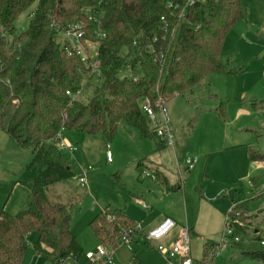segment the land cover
<instances>
[{"label": "trees", "instance_id": "trees-1", "mask_svg": "<svg viewBox=\"0 0 264 264\" xmlns=\"http://www.w3.org/2000/svg\"><path fill=\"white\" fill-rule=\"evenodd\" d=\"M33 5L29 28L18 32V17ZM88 13L99 15V23L89 21ZM245 17L240 0H197L192 5L188 0H0V130L44 164L42 176L29 188L25 209L0 211V264H21L31 232L38 234L34 251L50 264L78 259L82 253L68 207L48 195L49 187L73 177L69 163L50 156L61 128L111 137L124 122L165 147L150 129L143 100L161 97L168 102L210 74L234 73L221 51L227 33ZM77 21L86 23L84 39L99 43V78L88 75L80 56H68L57 36V28ZM96 29L105 34L103 39ZM82 74L95 85L93 95L69 106V93L79 88ZM252 104L264 113V101ZM249 156L261 157L250 149ZM160 182L168 190L181 188L162 178ZM241 211L238 205L233 209V221L243 220ZM90 227L99 244L110 250L123 233L131 231L129 241L140 235L135 221L120 209L103 210ZM234 229L244 234L242 225L235 223ZM211 248L216 246L206 243L202 264L212 262ZM243 254L264 264V250L243 248Z\"/></svg>", "mask_w": 264, "mask_h": 264}, {"label": "rangeland", "instance_id": "rangeland-1", "mask_svg": "<svg viewBox=\"0 0 264 264\" xmlns=\"http://www.w3.org/2000/svg\"><path fill=\"white\" fill-rule=\"evenodd\" d=\"M240 2L246 17L227 33L221 51L226 66L234 73L210 74L192 91L166 103L175 135L174 149L158 146L156 139L124 122L111 137L101 131L86 134L65 129L63 140L72 150L61 148L58 140L52 141L51 158L69 163L73 177L49 187L48 195L52 202L68 207L72 232L82 247L77 260L63 264H108L88 257L89 253L96 255L102 246L90 221L105 209L126 211L140 232L127 243L120 239L114 250L105 247L114 264H168L156 247H168L180 232V225L186 223L191 230L190 256L195 261L204 260L209 243L219 253L212 257L211 248L212 262L208 264H262L244 255L243 248L264 250L258 240L264 239V113H257L252 104L264 101V0ZM35 8L31 6L18 17V32L29 28ZM87 16L94 24L99 20L95 13ZM57 36L60 42L64 39L61 33ZM87 84L81 98L85 102L95 87L89 80ZM249 149L261 157L250 158ZM108 152L111 161L107 160ZM188 159L196 160L191 170L185 167ZM43 170L42 162L35 161L30 151L21 149L0 130V211L16 214L23 210L29 188ZM142 170L151 176H144ZM157 170L167 176L169 186L179 182L181 188L166 190L159 184ZM83 175L84 185L79 180ZM234 198L249 208L248 212L239 205L243 220L238 222L244 234L238 244L224 240L226 214ZM142 203L152 209L145 211ZM161 218L164 220L160 224L166 219L179 224L153 245L147 235L159 226L152 227ZM37 239L36 232L29 234L30 247L21 264H50L34 254ZM172 263L179 264L178 257Z\"/></svg>", "mask_w": 264, "mask_h": 264}, {"label": "built area", "instance_id": "built-area-1", "mask_svg": "<svg viewBox=\"0 0 264 264\" xmlns=\"http://www.w3.org/2000/svg\"><path fill=\"white\" fill-rule=\"evenodd\" d=\"M197 0H188V4L192 5ZM89 21H94L91 17L88 18ZM94 23V22H93ZM95 23H99V21H95ZM86 23L84 21H77L71 25H69L66 29L57 28L58 34L61 33L64 35V39L61 40L63 48L67 52L68 56H80L82 61L88 65L89 76H93L96 78L101 77V60L99 58V43L88 41L85 38L86 36ZM99 38L103 39L105 34L102 33L99 29H96L94 32ZM156 40V39H155ZM92 50L96 51L95 54H92ZM92 61H89V60ZM156 61H159L158 58H155ZM80 81L79 88L73 92L69 93V106H72L74 102L80 101L83 95L87 90V78L84 74ZM2 80L0 79V82ZM166 101L163 98H158L155 101L150 100V98H145L142 102L141 108L143 113L149 120L150 129L156 134L158 140L165 145V147H174L175 144V135L170 127V119L168 114V109L166 106ZM63 118H66V112L63 113ZM63 131L64 128H61L58 133L56 140L59 141V145L61 148H68L72 150L73 148L69 146L63 140ZM107 160L111 161V153H107ZM196 160L188 159L186 161V169L191 170L195 164ZM144 176H151L148 171H142ZM154 178V176H152ZM82 185L86 183L85 176H81L79 178ZM237 206L236 202H233V206L230 211L226 214V232L225 239L231 243H239L241 242L242 236L238 235L235 232L234 225L238 223V220L232 219L233 209ZM176 226L175 221L172 219H166L162 224H160L157 228L152 230L148 235V240L153 244L155 242L161 241L165 238L172 229ZM130 230L123 233L121 239L127 243L129 241ZM264 245V242L261 243ZM154 245V244H153ZM157 250L166 257L168 264H173L172 260L174 258L179 259V264H202L201 261H195L190 256V229L188 227H182L180 232L178 233V237L174 240L168 247H164L159 245L156 247ZM221 249V248H220ZM219 253V249L214 250L212 256ZM89 259L101 262L104 260L108 262V264H114L112 260L111 253L105 249L104 246H100L98 249V253L93 255L91 253L88 254Z\"/></svg>", "mask_w": 264, "mask_h": 264}, {"label": "crops", "instance_id": "crops-1", "mask_svg": "<svg viewBox=\"0 0 264 264\" xmlns=\"http://www.w3.org/2000/svg\"><path fill=\"white\" fill-rule=\"evenodd\" d=\"M159 146V145H158ZM162 148H171V149H174V147H162ZM139 168H142V165L141 164H139ZM185 167H186V162H185ZM142 171H144V170H142ZM157 174H159V176L166 182V184L168 185V178H167V176L166 175H164L163 174V172H160V170H157ZM159 177V178H160ZM159 184H162L161 182L159 183ZM179 185H181L179 182H176V184H174V185H172V186H179ZM169 186V185H168ZM172 186H170V187H172ZM164 187H165V185H164ZM165 189L166 190H168L166 187H165ZM180 189V188H179ZM178 190V189H177ZM168 191H176V190H168ZM219 193V192H218ZM217 193V194H218ZM233 202H236L237 203V205L239 206L240 204H242V206H243V208L245 209V210H247L248 211V207H247V204H245V203H241V202H237L236 201V199L234 198L233 199ZM232 202V203H233ZM137 203L140 205V201H137ZM27 205V204H26ZM26 207V206H25ZM141 207L145 210V211H147L148 209H152V207H150L149 205H146V204H144V203H142V205H141ZM25 209V208H24ZM21 211V210H20ZM126 212V211H125ZM249 212V211H248ZM126 214L129 216V217H131L127 212H126ZM133 220H134V218L133 217H131ZM166 218H168V217H166ZM164 219L163 218H161L160 220H158L154 225H152V227H155V226H158V225H160V223L163 221ZM173 221H175V220H173ZM175 223H176V226L179 224V223H177L176 221H175ZM188 227L187 226V223L186 224H181L180 225V229L182 228V227ZM190 232H191V230H190ZM192 232L193 233H197L196 232V230H194V229H192ZM255 232L256 233H258L259 232V229H255ZM178 233H176L174 236H173V241L174 240H176V238L178 237V235H177ZM38 235V234H37ZM38 240V239H37ZM30 247V246H29ZM33 250H34V248H33ZM34 254L35 255H37V253L34 251ZM38 255H41V254H38ZM41 256H43V255H41ZM44 257V256H43ZM45 258V257H44ZM45 260L47 261V259L45 258ZM69 260H77V259H74V258H71V259H69ZM69 260H67V261H69ZM48 262V261H47ZM22 263V262H21ZM31 264V263H30Z\"/></svg>", "mask_w": 264, "mask_h": 264}]
</instances>
